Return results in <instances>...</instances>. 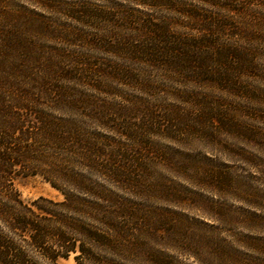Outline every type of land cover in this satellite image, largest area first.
Returning <instances> with one entry per match:
<instances>
[{"label":"rangeland","instance_id":"rangeland-1","mask_svg":"<svg viewBox=\"0 0 264 264\" xmlns=\"http://www.w3.org/2000/svg\"><path fill=\"white\" fill-rule=\"evenodd\" d=\"M1 42L4 98L68 90L81 110L50 115L141 150L130 227L158 264H264V0H0ZM14 186L62 199L37 174Z\"/></svg>","mask_w":264,"mask_h":264},{"label":"trees","instance_id":"trees-1","mask_svg":"<svg viewBox=\"0 0 264 264\" xmlns=\"http://www.w3.org/2000/svg\"><path fill=\"white\" fill-rule=\"evenodd\" d=\"M1 88L0 264H59L72 253L75 264H144L143 258L158 264L162 253L147 245L156 233L130 227L138 210L129 195L148 188L141 150L97 137L80 119L50 115V108L81 110L77 99L63 96L68 90L48 103L33 94L7 100ZM30 174L41 176L62 199L24 201L14 181Z\"/></svg>","mask_w":264,"mask_h":264}]
</instances>
